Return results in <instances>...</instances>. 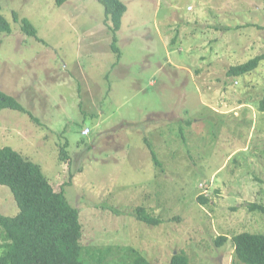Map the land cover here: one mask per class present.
I'll use <instances>...</instances> for the list:
<instances>
[{"label": "rangeland", "instance_id": "374dc122", "mask_svg": "<svg viewBox=\"0 0 264 264\" xmlns=\"http://www.w3.org/2000/svg\"><path fill=\"white\" fill-rule=\"evenodd\" d=\"M123 2L118 54L99 0H0V89L25 108L0 110V147L79 209L85 264H233L234 236L264 233V59L228 71L264 53V0ZM19 211L0 184V214Z\"/></svg>", "mask_w": 264, "mask_h": 264}, {"label": "trees", "instance_id": "16d2710c", "mask_svg": "<svg viewBox=\"0 0 264 264\" xmlns=\"http://www.w3.org/2000/svg\"><path fill=\"white\" fill-rule=\"evenodd\" d=\"M68 0H55L58 6ZM105 7V22L111 20L113 29V50L119 54L118 34L122 19L128 10L123 0H99ZM15 18L18 19L17 14ZM22 29L31 36H37L34 24L22 19ZM11 24L0 11V32L10 33ZM264 59V53L244 63L229 68L228 75L242 76L255 70ZM10 108L25 111V108L10 94L0 89V110ZM259 109L264 111V99ZM191 123V121H187ZM87 125H84L85 127ZM156 164L161 165L151 142L145 136ZM67 145L61 146V159H67ZM0 184L8 186L14 195L20 211L13 216L0 214V264H85L81 244L82 224L79 209L71 205L64 189L56 190L44 173L42 166L25 157L11 146L0 147ZM198 200L207 203L208 198L200 193ZM251 211L264 212V205L251 203ZM146 223L161 220L138 209ZM221 236L220 240H225ZM220 244V242H217ZM236 259L233 264H264V233L242 232L234 236ZM94 256V255H92ZM101 257V256H99ZM103 259V258H102ZM98 258V261L102 260ZM136 264H150L144 257L136 258ZM188 256L179 253L169 264H188Z\"/></svg>", "mask_w": 264, "mask_h": 264}, {"label": "built area", "instance_id": "2783aa9c", "mask_svg": "<svg viewBox=\"0 0 264 264\" xmlns=\"http://www.w3.org/2000/svg\"><path fill=\"white\" fill-rule=\"evenodd\" d=\"M91 129L89 127H86L83 131L84 135H88L90 133Z\"/></svg>", "mask_w": 264, "mask_h": 264}, {"label": "clouds", "instance_id": "9594fccd", "mask_svg": "<svg viewBox=\"0 0 264 264\" xmlns=\"http://www.w3.org/2000/svg\"><path fill=\"white\" fill-rule=\"evenodd\" d=\"M14 110H15V109H14ZM86 127H89V126L87 125V126L83 127L82 130H81V134H82L83 136H87V135H84V134H83V131H84V129H85ZM89 128H90V127H89ZM90 129H91V128H90ZM89 134H90V133H89ZM89 134H88V135H89Z\"/></svg>", "mask_w": 264, "mask_h": 264}]
</instances>
